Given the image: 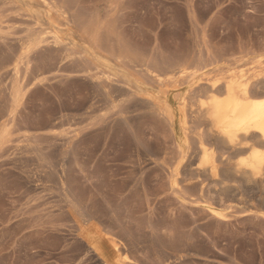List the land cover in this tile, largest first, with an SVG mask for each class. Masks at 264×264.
I'll use <instances>...</instances> for the list:
<instances>
[{
    "label": "rangeland",
    "instance_id": "rangeland-1",
    "mask_svg": "<svg viewBox=\"0 0 264 264\" xmlns=\"http://www.w3.org/2000/svg\"><path fill=\"white\" fill-rule=\"evenodd\" d=\"M263 45L264 0H0V264H108L102 238L119 264H264L258 200L217 220L170 191L171 134L132 95L149 61L245 70Z\"/></svg>",
    "mask_w": 264,
    "mask_h": 264
},
{
    "label": "bare ground",
    "instance_id": "bare-ground-1",
    "mask_svg": "<svg viewBox=\"0 0 264 264\" xmlns=\"http://www.w3.org/2000/svg\"><path fill=\"white\" fill-rule=\"evenodd\" d=\"M261 50H253L252 57L244 62V68L248 66L245 70H238L241 66L233 67L242 64V60L230 64L232 59L226 58L229 63H224V58L219 56L222 59L219 64L217 56L218 61L204 60L196 67L195 59L189 62L183 60V55V61L181 57L179 61L171 59L174 63L166 59L161 66L166 65L160 68L155 62L149 61L153 63L151 66L144 60L150 66L146 65L145 72L136 73L147 75L150 84L135 83L132 95L139 103L147 104L150 116L165 123L171 134L168 141L174 147L171 149L170 143L162 147L160 152H164L158 157L168 172L170 191L180 197L196 195L204 200L205 209L215 219L222 217L217 207L229 201L232 204L238 197L257 199L253 204L259 203L261 210L264 209V47ZM103 242L102 238L93 243L92 250L108 264H119L116 242Z\"/></svg>",
    "mask_w": 264,
    "mask_h": 264
}]
</instances>
